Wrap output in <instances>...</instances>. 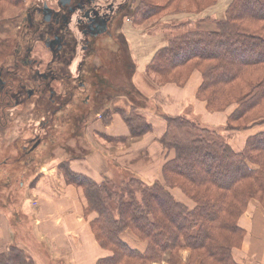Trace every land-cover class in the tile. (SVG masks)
<instances>
[{"label": "trees", "instance_id": "16d2710c", "mask_svg": "<svg viewBox=\"0 0 264 264\" xmlns=\"http://www.w3.org/2000/svg\"><path fill=\"white\" fill-rule=\"evenodd\" d=\"M11 1L0 0L7 4ZM153 14L154 7L142 2L136 19ZM217 27L215 32L195 30L171 40L154 55L148 71L183 85L172 75L182 68L200 69L203 84L198 97L207 102L209 109L220 110L226 107L222 103L225 93L238 91L233 102L239 106L232 117L239 120L264 102V0H234ZM5 45L0 46L2 55ZM131 81L132 77L127 81L131 89L126 95L137 96ZM242 88L247 90L245 94ZM104 114L108 123L111 111ZM122 114L132 138L151 132L152 126L145 117ZM164 118L167 130L160 144L168 157L171 151L175 156L164 164L162 181L147 183L126 173L129 176L121 177L120 187L114 191L110 182L98 184L73 173L67 164H60L67 184L83 190L87 212L97 214L91 225L97 241L112 252V256L97 264H154L166 255L170 256L169 263L175 264L178 252L184 248L190 249L200 264H237L233 250L241 247L246 234L239 221L249 201L264 196V133L252 138L243 153H235L210 130L185 117ZM62 131H68L66 126L50 132L53 135ZM207 162L215 169L210 171ZM173 187H179L196 207L190 209L178 202L170 193ZM127 230L147 243L145 252L122 239ZM16 250L17 246L11 247V251ZM10 254L6 264H34L31 257Z\"/></svg>", "mask_w": 264, "mask_h": 264}, {"label": "crops", "instance_id": "0c3cea01", "mask_svg": "<svg viewBox=\"0 0 264 264\" xmlns=\"http://www.w3.org/2000/svg\"><path fill=\"white\" fill-rule=\"evenodd\" d=\"M123 26L127 28L129 24ZM135 32L138 31L124 28V36L136 63L133 83L149 98H146L149 102L145 100L147 108L140 110L152 130L143 136L132 138L120 112L111 109L109 125H105L100 115L104 111L101 108L98 112L92 110L95 112L94 119L84 130L85 140L76 149L79 153L74 156L71 150V157H83V160L68 157L55 159L53 156L43 160L37 183L28 191L29 199H23L19 206L20 212L30 219L33 240L47 254L37 253L31 257L39 264H47L48 259V264H97L101 259L112 256L110 251L100 246L93 233L91 225L96 215L87 213L88 204L83 190L67 184L59 168L61 163L67 162L73 172L84 174L97 183H101L111 169L133 172L145 182L153 183L162 178L165 161L173 157L172 153L168 157L160 144L166 132L165 116H189L194 121L200 119L205 125L216 128L226 122L227 114L211 115L206 103L197 99L196 94L201 84V73L198 71L192 73L185 86L170 83L155 88L145 75L146 69L156 52L166 46V40L160 39L157 33ZM120 103L123 104V101ZM111 106L120 109L122 105ZM233 144L236 151L243 148L242 140ZM169 190L178 202L193 208L194 205L178 189ZM259 207L261 206L257 204L252 205L239 221L240 227L246 231V237L243 249H235L233 253L238 260L241 256H247L249 264H264V212ZM252 234L255 235L254 238H251ZM121 237L140 252L147 248V244L138 240L130 231L124 232ZM189 254L188 249L183 250L177 264H188ZM155 264L167 262L163 260Z\"/></svg>", "mask_w": 264, "mask_h": 264}, {"label": "rangeland", "instance_id": "374dc122", "mask_svg": "<svg viewBox=\"0 0 264 264\" xmlns=\"http://www.w3.org/2000/svg\"><path fill=\"white\" fill-rule=\"evenodd\" d=\"M28 1L29 0H13L8 4L5 2H0V46L6 44L3 50V55L7 54L10 50V47L9 45L7 46V43L11 44L13 37H15V35L13 34V30L16 24L15 18L21 15V13H23V10L26 8ZM213 1L214 0H174L173 3L172 2L169 3V0H131L129 4L130 9L126 12V15L124 16L123 19V25L126 23L129 24L127 28L138 31L135 33L140 34V32L142 31V32H147V34L148 33L159 34L160 39L165 38L166 40L165 41L166 46L162 48L164 49L170 44L171 40L179 36H183L191 31H195V30L202 32L217 31L218 30L217 22L220 20H225L226 12L234 0H217V2L214 3L211 7L202 11H198L201 10L202 8L209 6ZM142 2H144L145 4H149V6L151 7H154L155 15L153 14L147 18H142V19H139L138 17V19H136L137 18L136 11L139 9V6ZM6 21H11V22L6 23ZM256 25H257L256 27H259V25L261 24H256ZM124 28L125 30L127 29L124 26L122 27L119 26L118 29L116 30L117 33L115 34V36H113L114 39L111 41V44L113 41L114 43L111 45L109 51L115 57L113 59H110L106 64L112 69V73L108 72L105 74L101 72L102 74L101 81L97 80L100 82L99 85L101 89L100 91L101 103L99 105L96 106L93 104L89 110L83 111L81 114L77 115L74 119H72L66 127L68 131H65L66 132L65 134L64 131H62L60 134L54 133L52 135V138L55 137L54 142L50 146V148L48 147L46 148L45 146H43L42 149L38 150V152L30 154V158L27 159V162L25 163L15 164L6 161L7 159H9L10 161L11 157L13 158L15 157L14 153H12L15 152V149H13L11 146L12 143H10L9 132L3 134L0 137L1 139L0 140V255H3L0 256L1 264L8 263L7 255L9 253H11L10 256L19 255L20 257H27V256L33 257L35 256L34 254L37 253H42V254L44 253V255L47 256V254L41 249L39 243L36 240H33V236L31 235L32 232L30 229L29 217H26L25 214L20 212V208H19V206H21L23 199L24 200L29 199L28 191L30 188L34 187L37 183V179L41 174L40 167L43 164L42 163L43 160H45L49 156H53L55 159L68 157L69 159L71 158L75 160L76 159L83 160V157L76 158L71 156H72V151L74 153V156H76V153H79V151L78 150L76 151V149L78 145H80L82 141L85 140L84 130L85 128H87L88 124L91 123L94 119L95 112H93L92 110L98 112L102 109V111L107 113L112 109L113 111L115 110L120 112L123 119H124V116L122 114L123 112H125L126 115L137 113L141 118L145 117V115L141 112L140 109L147 108L146 101L149 102L148 100L149 98L145 96L139 90V87L133 83V76L134 75L136 76V71H137L136 63L135 60L133 59L129 44L124 36ZM41 54L44 55L43 51L41 52ZM3 55L0 49V63L2 62V60L7 59V57H4ZM194 71H198L201 73L200 69L193 67L192 69L182 68L179 70V72L172 75L182 80L184 82L183 85H180L176 82H172L173 80L166 81L163 78H159L155 76L153 73H150L148 71V67L146 69L145 75L150 79V81L153 83L155 88H161L170 83L177 84L178 86H185ZM257 75H259V73H257ZM172 76L168 80H170ZM130 77H132L131 82L135 88L134 92L138 94L137 96L132 95V93H130V95L128 96L126 95V92L130 91L131 89L127 83ZM202 84H203V76L201 73V84L198 88V91L201 88ZM198 91L196 97L198 100L206 103L208 113L215 116L219 114L222 115L227 114V119L225 124L220 125L219 128H216L213 126L205 125L203 120L201 121L200 119L198 121H194L190 119L189 116L188 117L171 116V117H185L187 120L197 124L200 128L210 130L211 133H214V135H216L221 142H223L224 144L226 143L229 144L231 149L235 153H243L246 146L248 145L249 141L252 138L264 133V102L259 107L249 111L248 114L246 113L239 120H234L232 115L236 111L239 105L233 101L236 99L237 95L239 94L238 91L230 90L228 93H225L222 99V103L226 107L220 110L209 109L207 102L204 99L198 97ZM246 91L247 90L244 89L242 93L245 94ZM139 95L148 98L146 101L144 100L145 103L142 102V99L141 97H139ZM121 101H123V104L120 103ZM126 103H128V105ZM114 104L116 105L119 104L122 106L120 109L119 108L114 109L111 106ZM106 105L108 106L107 108L105 107ZM103 107L105 108L103 109ZM133 108L134 109L138 108V110L133 111ZM104 112L100 114L101 119L103 120L105 125H109L110 121L106 123L105 120L106 115L104 114ZM166 130H167V121H166ZM41 134L42 133L39 131L36 132L30 131L27 134V136L30 137V139L33 138L34 141L38 143V141L41 140L39 138V135ZM179 134L182 135L184 133H182L181 130L179 131ZM241 140L243 141V148L236 151L233 148L234 147L233 142L240 143ZM170 153L173 154V157L170 159H173L175 156V152L171 151ZM170 153L168 154L170 155ZM170 159H167L165 163ZM65 164L69 166L67 162H65ZM251 168L257 170V166L255 165H251ZM214 169H215L214 166L211 165L210 163L209 170L211 171ZM60 171L62 172L61 169ZM126 173L127 174L129 173V175L134 174L133 172L131 173L127 171H119L117 169L116 170L111 169V171H109V173L104 177V180L110 182V184L114 188V191H116L117 188L120 187L119 185H120L121 177L126 178L127 176H129ZM79 175L86 176L84 174H79ZM88 178L91 179L90 177ZM104 180L101 183H103ZM157 181H162V178ZM170 189H178L180 193L185 198H187V200H190L191 204L194 205L193 208L190 207V209H194L196 207L195 202L192 201L188 196H186L185 193L179 187H173ZM251 204L252 205L257 204V206L260 205L263 209L261 207L259 208H261L262 212H264V196L260 197L259 195L258 197L249 201V205L246 211L244 212V214L241 216V219L244 218V216L249 212V209L252 207ZM94 214L96 215L97 218V214L96 213ZM260 218H263V216L262 217L260 216ZM131 233L138 240H140L133 232ZM245 237L246 234L244 236L241 247L236 249H240V250L243 249ZM254 237L255 235L252 234L251 238ZM140 241L144 242L142 240ZM15 246L18 247V250H16V252L11 251V247H15ZM262 246L263 243L261 244V249ZM185 249L188 248L181 249L178 252V257L175 261V264H177L181 252ZM188 250L190 251V254L187 258V263L200 264V260L195 259L194 255L192 254V251L190 249ZM246 257L241 256L240 259L238 260L237 256L235 257V255L233 254V258L237 264H242V263L246 264L247 262ZM169 258L170 256L166 255L163 258V260H166L167 264H170ZM32 260L34 264H39L37 263V261L35 262L34 258ZM23 262L24 261H22L21 264H23ZM48 263H49V259L47 264ZM156 263H160V262H156ZM247 264H249V262H247Z\"/></svg>", "mask_w": 264, "mask_h": 264}, {"label": "flooded vegetation", "instance_id": "af4514ba", "mask_svg": "<svg viewBox=\"0 0 264 264\" xmlns=\"http://www.w3.org/2000/svg\"><path fill=\"white\" fill-rule=\"evenodd\" d=\"M130 1H28L0 63V137L9 132L15 149L6 161L25 163L50 148L52 131L100 103L101 72L112 73L109 49ZM30 131L42 133L38 143Z\"/></svg>", "mask_w": 264, "mask_h": 264}]
</instances>
